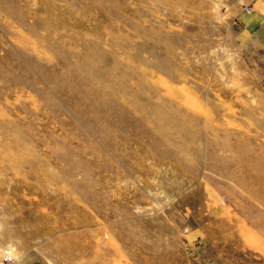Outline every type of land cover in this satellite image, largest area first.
Segmentation results:
<instances>
[{
    "label": "rangeland",
    "instance_id": "obj_1",
    "mask_svg": "<svg viewBox=\"0 0 264 264\" xmlns=\"http://www.w3.org/2000/svg\"><path fill=\"white\" fill-rule=\"evenodd\" d=\"M254 0H0V264H264Z\"/></svg>",
    "mask_w": 264,
    "mask_h": 264
},
{
    "label": "crops",
    "instance_id": "obj_2",
    "mask_svg": "<svg viewBox=\"0 0 264 264\" xmlns=\"http://www.w3.org/2000/svg\"><path fill=\"white\" fill-rule=\"evenodd\" d=\"M240 33L244 35H253L264 30V0H254L251 5V12L243 15L239 20ZM10 264H40L39 261L22 262L17 261ZM2 264V263H1Z\"/></svg>",
    "mask_w": 264,
    "mask_h": 264
},
{
    "label": "built area",
    "instance_id": "obj_3",
    "mask_svg": "<svg viewBox=\"0 0 264 264\" xmlns=\"http://www.w3.org/2000/svg\"><path fill=\"white\" fill-rule=\"evenodd\" d=\"M246 12H249V9H246ZM12 252L10 250H5L4 259L2 260V264H10L13 261Z\"/></svg>",
    "mask_w": 264,
    "mask_h": 264
}]
</instances>
